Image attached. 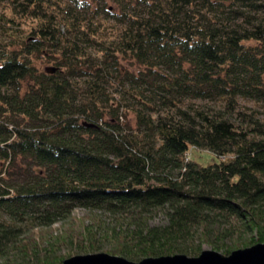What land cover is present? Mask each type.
Masks as SVG:
<instances>
[{
	"label": "trees",
	"instance_id": "obj_1",
	"mask_svg": "<svg viewBox=\"0 0 264 264\" xmlns=\"http://www.w3.org/2000/svg\"><path fill=\"white\" fill-rule=\"evenodd\" d=\"M0 1V257L126 241L92 221L77 239L21 241L75 208L121 216L138 262L186 253L176 243L210 216L264 243V0H129L118 14L81 0ZM192 150L212 158L200 164ZM156 209L166 226H149Z\"/></svg>",
	"mask_w": 264,
	"mask_h": 264
},
{
	"label": "rangeland",
	"instance_id": "obj_2",
	"mask_svg": "<svg viewBox=\"0 0 264 264\" xmlns=\"http://www.w3.org/2000/svg\"><path fill=\"white\" fill-rule=\"evenodd\" d=\"M86 2L89 6L90 11L96 12L97 10L106 9L111 13L118 14L122 11L124 6L131 5L129 0H81ZM6 4L7 2L0 1V17L4 12L6 13ZM123 6V7H122ZM16 21L24 22L22 19H17ZM35 66L41 71H44L46 68L53 67L52 63L44 58L37 59L35 61ZM128 71H132L134 74L140 72L138 67H131L130 64H127ZM202 105H206L208 107H212L214 109H221L223 112L225 111L223 108H219V105L213 102H201ZM241 106H245L246 108L255 107L250 102H240ZM108 119V118H107ZM232 120H238L236 115H232ZM109 120V119H108ZM127 123L130 127H135V119L132 114H128ZM197 161L200 164L205 165L211 160V155L206 152L192 150L190 151L189 158ZM128 214V215H127ZM124 215V219H130L132 216H137L140 213L137 211L133 215L127 213ZM128 216V217H127ZM143 216V215H142ZM144 217L148 219L150 227H164L167 225V219L165 216L164 210L156 209L150 213L144 214ZM122 217L119 215L109 214L105 211H90L82 208H75L70 217L63 221H59L52 225L49 228L44 227H34L33 229L25 230V234L22 236L21 241L24 245L29 246H46L52 241L51 244L54 243L53 239L64 238L70 235H73L78 238L81 235V228L83 226H90L92 222L93 224L100 222L108 227L115 226L116 232L119 229L125 231L126 233V241L125 242H102L91 245L90 242H86L85 240L82 242L81 246H79L78 242H74L71 245L58 244V248L55 252L40 253L37 257H29L24 256L23 253L16 248L10 249V252L6 257H0V264H40L44 259H51L55 256H60L65 260H68L77 256H89V255H99L105 254L113 257H119L127 259L131 262L140 261L143 257L137 256L135 253L137 250L131 249V234H129V230L126 225L121 223ZM92 221V222H91ZM126 222H129L126 220ZM125 222V223H126ZM191 238H188L187 241L177 242V248L186 251V253H181L188 258H197L203 252L213 251L219 253L223 256H229L233 252L238 250H244L247 248H251L260 241L261 234L251 233L250 231H246V229L232 221L210 216L205 226H196L192 230ZM75 239V238H74ZM55 244V243H54ZM124 246L123 250L126 255H113L111 251L121 248ZM222 248V249H220ZM199 251L197 252V250ZM228 250L229 253L226 255L224 252ZM129 254L131 256H129ZM180 255L179 253H177ZM135 258V259H133Z\"/></svg>",
	"mask_w": 264,
	"mask_h": 264
},
{
	"label": "water",
	"instance_id": "obj_3",
	"mask_svg": "<svg viewBox=\"0 0 264 264\" xmlns=\"http://www.w3.org/2000/svg\"><path fill=\"white\" fill-rule=\"evenodd\" d=\"M46 73H54L47 68ZM62 264H264V244H257L251 248L238 250L229 256L208 251L197 258H188L184 255L166 256L161 258H147L141 262H129L124 258L105 254L77 256L65 260Z\"/></svg>",
	"mask_w": 264,
	"mask_h": 264
}]
</instances>
